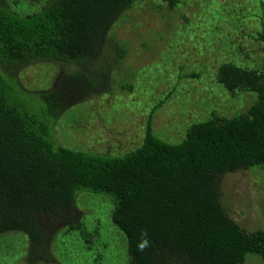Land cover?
I'll return each mask as SVG.
<instances>
[{"label": "trees", "instance_id": "obj_1", "mask_svg": "<svg viewBox=\"0 0 264 264\" xmlns=\"http://www.w3.org/2000/svg\"><path fill=\"white\" fill-rule=\"evenodd\" d=\"M193 1L48 0L23 15L14 8L19 0H0V248L10 253V240L16 243L23 264H91L76 250L93 253L99 245L95 237L103 223L96 212L103 209L127 240L128 264H264V230L252 231L241 225V217L232 218L223 189L229 176L264 169V69L223 60L212 83L230 98H253L244 112L228 116L185 90L184 81L205 80L207 68L194 67L178 52L201 56L209 28L218 21L210 10L230 0L198 5L207 12L203 19L180 12L184 28L174 34L162 26L154 34L169 39L170 56L160 53L137 73L128 43L116 34L140 5L180 20L178 11ZM248 1L246 13L230 19L226 30L241 31V21L254 19L260 25L255 40L264 43V0ZM146 39L143 47L160 48L151 36ZM170 57L183 62L169 66ZM34 66L44 71L26 84L24 72ZM156 72L167 86L154 81ZM174 96L186 101L182 108L190 107L191 114L201 105L208 111L203 121L192 118L183 132L166 137L169 131L156 130V116L171 108ZM140 113L146 114L142 126ZM90 119L103 127L84 147L57 144L61 124L73 135ZM133 126L141 128L140 135L131 136ZM109 134L123 141L113 142ZM15 253L6 260L16 259ZM102 259L100 253L95 262Z\"/></svg>", "mask_w": 264, "mask_h": 264}, {"label": "rangeland", "instance_id": "obj_2", "mask_svg": "<svg viewBox=\"0 0 264 264\" xmlns=\"http://www.w3.org/2000/svg\"><path fill=\"white\" fill-rule=\"evenodd\" d=\"M220 1L223 2L226 0ZM46 2H48V0H19V4H14V8L20 14L25 15L27 13H33L38 11ZM210 2L211 0H194V5L186 6L184 9L179 10L176 16L178 17V15L180 16V14H185L180 12H186L189 18L195 15L197 19H203L205 18L207 12L200 10L198 8V5L204 4L205 6H208V3ZM248 2V0H230L231 4L225 3L224 5H221L218 2L215 3L214 8L210 7L213 8L210 11L213 12L212 14L214 15V17L217 18L218 21L214 20V23L209 28L210 30L207 36L210 40H208V45L201 52V56L199 55L195 59L193 56L191 57L189 52H185L183 49H180L178 51L181 55L187 54L189 56V62L193 64L194 67L199 66L201 68L203 66L207 68V75L205 76V80H190L189 82L184 81L183 84L187 87V89L185 90H193L192 95L195 96L196 100L205 99L206 103L210 108H216L220 111L221 114H226L228 116L244 112L250 106L251 102L253 101V98H249L248 96L230 98L229 96H227L226 93L222 92L223 89L220 86H217V82L215 80L214 83H212L211 80L214 79L217 69L220 64L223 63V60L233 59L238 63L244 65V67L253 66L264 69V43L255 40V38L257 37V33L259 34V22L254 19L247 20L246 22L240 20L242 22L241 23L239 21L241 31H232L231 33H228L226 30V28L231 27L227 25L230 19H232L233 17L241 19V13H246L245 11L247 7L250 6V3ZM255 3L256 5H258V0H256ZM225 5H229V7H227L226 15L223 16L225 12ZM147 9H149V7H147L146 4L140 5L139 9H135V12L130 15L132 17V21H121L117 29H115L118 39L122 42L128 43L127 47L129 49V62L138 63V65L133 64L135 65V67H133L135 69L134 73H137L139 71L136 70L137 68L151 67V65L156 61L155 59L160 58V53H163V55L170 56V53L167 52L169 51V48L168 46H165L169 39H166L167 37H163L164 40L160 39L154 33L160 32L159 30L164 29L162 28V26H165L169 31H172L174 34V31H181L184 28L183 24H185L181 18L178 17L180 20H176V18L173 17L172 14H168L166 18H162V15L150 13V11ZM251 13L252 12H250V14ZM220 16L224 17V19L220 18ZM169 18L171 19L168 20ZM249 21H251V24L249 23ZM241 24L244 28L247 29L242 28ZM225 32H227V34ZM249 34L254 35L253 38L249 37ZM171 35L172 34H170V36ZM150 36L153 40L151 43L155 44L157 47L160 48H156L155 45H152L153 48H156L154 50L151 49V46L150 48L149 46H147V48L142 46L143 41L148 40L146 38ZM158 38L161 40L160 42H158ZM173 41L175 43L179 42L177 39H174ZM148 42H150V39L148 40ZM194 42L195 41H191L189 44ZM240 46H242L244 51H246L243 54H241L239 52V48H237ZM189 50L191 51V48H189L187 51ZM166 60H168V58ZM193 61L197 63L194 64ZM182 62V60L180 61L171 58L169 60L168 65L176 66L181 64ZM157 68L158 65H154L152 67L153 70H157ZM129 70L132 71V68H130ZM43 71V68H40V66L31 67L25 70V76L22 79L25 80L26 84H34L35 79L39 76V74L43 73ZM170 71L175 72L174 69H171ZM159 77L160 76L156 72V74L153 75L152 78L154 79V81L159 83V87H161L162 85L167 86L164 84H168V81L164 79V81H166L164 82L161 80V77ZM166 77L169 78L168 74L166 75ZM169 88V86L163 87L161 90L162 94L166 95L170 91ZM180 90L183 89L180 88ZM147 97L148 94L145 96L146 103ZM179 99L181 100V98ZM177 101V98L174 96L173 100L171 101V105H169V107L171 108H169V110L167 111L161 112L160 115L158 114L159 116H156V130H158L160 134L163 133L165 130L169 131L168 134L165 135L166 137H171L176 133L179 134L183 132V124L185 122L187 123L192 118L193 120H195V122L203 121L202 117L203 115L206 116L205 112L208 111L207 106L201 105L199 107V110L196 109L197 112L191 114V112H188L192 111L190 107H188V111L186 110V107L182 108L184 102L185 105H187L186 101ZM98 105L99 107L103 106L101 102H98ZM145 117L146 114L140 113L139 118H141V120L140 123L137 125H144V120L146 119ZM91 120L92 119H90L89 121V125L88 123L81 125L84 128L82 132L73 133V135L71 131L66 130L68 128V125H66V123L61 124L55 132L57 144L65 146L68 144L75 145L78 148L84 147L87 144V139H89V135L97 134V132H99L103 127L101 121L98 120L96 122H92ZM134 127L135 126L131 127L130 129V131L133 130L131 136L137 134L140 135L141 128L135 129ZM108 136L113 142H121V140L123 141V137H119L118 134H109ZM179 139H169L165 141L174 144L178 142ZM69 140H72V142L69 143ZM223 189L228 197L227 199L229 205L231 204V207H228L227 210L231 214L232 218L237 219L238 217H241V225L252 231L259 229L264 230V169H259L256 172L239 173L235 176H229L228 178H226L223 184ZM81 203L83 204L84 201L82 200ZM81 209L83 210L82 207ZM96 217L104 224H101V236L99 235L100 237H95V239L98 238L97 240L99 245L94 247L93 253L86 251L85 249L81 250L76 246L77 256L82 251V253H80V256L83 254L84 258H86L87 260V263L91 260V264H128L127 240L125 236L113 225L110 219V213H108L107 217L106 210L99 209L96 212ZM94 225L95 221H92L91 219L90 226L94 227ZM76 238H70L69 243L78 244ZM24 239L26 244L28 241L26 238ZM100 239L101 241L99 242ZM9 243V246L12 245L9 250L10 253L7 252L5 248H0V264H23L24 256L22 255L20 257L18 253H15L17 249H15V247L13 246V244L16 246L18 245L16 243L11 242V240ZM60 247L61 243L57 241L55 243L54 249L56 258H59L60 256ZM12 253H15L17 258L11 259V257H9L10 259L9 261H7V254L12 255ZM100 253L103 254L104 259L96 263L95 260L97 256L100 255ZM249 264L260 263L257 261H253Z\"/></svg>", "mask_w": 264, "mask_h": 264}, {"label": "clouds", "instance_id": "obj_3", "mask_svg": "<svg viewBox=\"0 0 264 264\" xmlns=\"http://www.w3.org/2000/svg\"><path fill=\"white\" fill-rule=\"evenodd\" d=\"M148 244V241L145 239L143 240V242L140 244V248L143 249L144 247H146Z\"/></svg>", "mask_w": 264, "mask_h": 264}]
</instances>
